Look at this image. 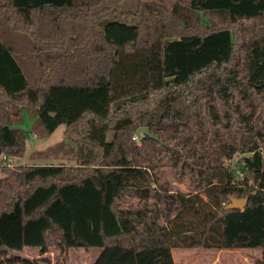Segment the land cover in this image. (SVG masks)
Returning <instances> with one entry per match:
<instances>
[{
    "label": "trees",
    "instance_id": "1",
    "mask_svg": "<svg viewBox=\"0 0 264 264\" xmlns=\"http://www.w3.org/2000/svg\"><path fill=\"white\" fill-rule=\"evenodd\" d=\"M103 1L0 0V20L32 55L29 81L0 41V155L25 152L8 107L33 108L47 134L63 125L92 153L75 167L1 168L0 247L101 248L91 264H174L173 248H250L261 251L251 264H264V0ZM154 44L134 70L136 88L112 98L113 82L127 87L122 51ZM91 121L113 133L109 165L98 164L104 147ZM140 126L156 139L134 141ZM230 197L247 203L227 209Z\"/></svg>",
    "mask_w": 264,
    "mask_h": 264
},
{
    "label": "rangeland",
    "instance_id": "2",
    "mask_svg": "<svg viewBox=\"0 0 264 264\" xmlns=\"http://www.w3.org/2000/svg\"><path fill=\"white\" fill-rule=\"evenodd\" d=\"M138 1L141 0H104L100 6H110L117 9H134ZM165 1L168 5L172 0H155ZM21 32L11 28L8 22L0 20V41L10 46L13 49V54L18 62H21L24 73L28 80L32 78V65L29 51V42L25 38H20ZM154 38L147 39L145 42L152 43ZM125 61H128L129 69L127 78L122 79L126 88H123L119 81L112 83V98L117 97V89L120 88L119 96L127 94L138 84L133 78L134 70L140 68L147 57L153 56L158 52V44H154L148 51H134L127 47L123 50ZM122 76L123 71L120 72ZM136 84V85H135ZM9 108V115L12 122V127L20 128L26 132L25 137V152L22 157H13L0 155V177L3 176L1 168H13L17 165L31 164H60L64 166H79L88 164L92 160V153L86 146H79L75 141H72L63 136L64 126L57 127L51 134H47L43 127L39 124L33 108L22 110L21 113H15L12 107ZM90 130V135L93 138L99 139L104 147L102 157L98 164H110L113 152V133L106 131L104 124L94 122ZM136 135L134 133L133 137ZM138 143V138H133ZM80 150L79 161L66 159V156L76 154V150ZM240 154H235L234 157L226 161L231 167H236L240 160ZM87 158V159H86ZM66 161V162H63ZM167 176L173 184L182 192H187V182H178L173 179L170 172L167 171ZM101 248L91 247H70L67 249L48 248L42 252L38 247H28L22 252L12 251L4 247H0V264H91L100 253ZM254 250V251H253ZM260 249H204V248H173L172 257L174 264H244L243 256L249 261H253L260 256ZM27 260V263L23 261Z\"/></svg>",
    "mask_w": 264,
    "mask_h": 264
},
{
    "label": "water",
    "instance_id": "3",
    "mask_svg": "<svg viewBox=\"0 0 264 264\" xmlns=\"http://www.w3.org/2000/svg\"><path fill=\"white\" fill-rule=\"evenodd\" d=\"M136 135H140L142 133L143 135H148L149 137L155 138L156 136L149 132V129L147 126H140L135 131ZM247 203V197L237 198V197H230L229 202L226 205L227 209H243Z\"/></svg>",
    "mask_w": 264,
    "mask_h": 264
},
{
    "label": "crops",
    "instance_id": "4",
    "mask_svg": "<svg viewBox=\"0 0 264 264\" xmlns=\"http://www.w3.org/2000/svg\"><path fill=\"white\" fill-rule=\"evenodd\" d=\"M93 124H95L94 123V121H91L90 122V130H91V127H92V125ZM80 150H79V148L76 150V154L74 155V154H72V155H70V156H66V159L68 158V159H71L72 161H79V159H80ZM67 159V160H68ZM87 159V158H86ZM63 162H66V161H63ZM45 164H51V163H45ZM244 250H246V249H244ZM254 251V250H253ZM260 254H261V252H260ZM260 257H261V255L258 257H256V259L255 260H253V261H249V260H247L246 258H245V256H243V262L242 263H244V264H251V263H253V262H255L256 260H258V259H260Z\"/></svg>",
    "mask_w": 264,
    "mask_h": 264
},
{
    "label": "built area",
    "instance_id": "5",
    "mask_svg": "<svg viewBox=\"0 0 264 264\" xmlns=\"http://www.w3.org/2000/svg\"><path fill=\"white\" fill-rule=\"evenodd\" d=\"M144 135L140 133L139 137H143ZM133 138H138V135H135Z\"/></svg>",
    "mask_w": 264,
    "mask_h": 264
}]
</instances>
